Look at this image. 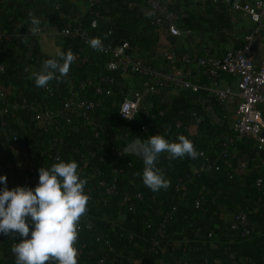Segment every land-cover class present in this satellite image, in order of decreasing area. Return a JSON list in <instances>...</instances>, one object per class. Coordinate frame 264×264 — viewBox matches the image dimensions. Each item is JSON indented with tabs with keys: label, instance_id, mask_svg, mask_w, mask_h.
<instances>
[{
	"label": "crops",
	"instance_id": "1",
	"mask_svg": "<svg viewBox=\"0 0 264 264\" xmlns=\"http://www.w3.org/2000/svg\"><path fill=\"white\" fill-rule=\"evenodd\" d=\"M105 1L108 14L95 22L90 17L88 0H61L60 5L51 0L35 7H26L21 0H0V33L4 36L0 41V62L7 67L6 72L0 73V91L14 96L29 91L34 95L26 81L33 66H43L46 59L54 58L67 49L73 52L75 60L70 66L69 77L58 79L61 93H65L81 74L87 72L85 76H91L89 70H83V62H79L80 56L84 55L79 43L67 42L56 33L62 27L95 26L106 37L109 35L115 44L124 42L130 18L137 17L140 21L135 24V30L140 36L153 34L146 29V18L153 12L145 0ZM160 2L167 10L183 9L177 25L190 29L191 34L177 37L169 32L166 25L157 26L155 47L140 48L139 43L126 41L129 52L173 78L157 89L154 103L164 109L167 116L182 120L186 126L182 135L188 132L199 146L213 153L222 150L225 137L230 140V153L222 163V169L200 177L189 156L173 160L166 158L169 154L162 153L155 167L169 182L175 175L184 181L176 193H167V189L153 192L144 185L142 176L128 171L123 157L126 153L137 155L140 144L133 142L142 140L135 133L131 121L119 116L118 106L124 97L146 84L139 75L118 73L119 84L114 96L97 113L94 128L101 131L99 139L86 131L78 139L60 134L57 142L50 133L42 135L39 124L29 115L15 111L10 116L4 115L0 108V175H6L13 188L27 185L30 167L48 168L57 163L52 153L59 149L62 161L77 162L80 176L85 180L98 164L111 168L113 173L122 174L130 184L141 180L139 186L146 189V203H140L136 211H128L122 203L113 201L107 207L86 206L87 211L80 218L92 222L90 230L95 231V236L104 232L112 240L114 248L107 255L105 264H127L130 261L136 264H181L184 260L193 264H264V194L255 185L257 178L264 176V154L253 151L250 140L238 138L231 131L239 77L224 74L220 78V87H229L233 92L227 101L228 118H224L220 104L212 101V93L202 86L208 81L203 69L196 64H184L180 59H167L164 55L168 50L179 55L188 52L201 55L208 50L215 57H222L239 45L254 23L248 16L231 13L213 0ZM33 16L41 22L40 31L35 35L29 31ZM111 30L113 33L109 34ZM258 53L264 57L263 43ZM179 79L190 80L198 88L186 89ZM208 105L212 107L210 111L206 110ZM48 107L58 112L59 102L49 103ZM191 107L194 110L189 112ZM168 136L171 134L165 138ZM77 148L84 158L77 154ZM200 195H206L208 200L201 208H196L195 201ZM173 203L179 205L178 219L172 225L167 241L153 252L149 250L148 238L157 223L158 211L171 207ZM242 208L247 209L250 220L257 226L256 233L248 238H243L234 228L235 213ZM13 237L0 235V264H14L7 248L8 240ZM80 257L78 252V259Z\"/></svg>",
	"mask_w": 264,
	"mask_h": 264
},
{
	"label": "built area",
	"instance_id": "2",
	"mask_svg": "<svg viewBox=\"0 0 264 264\" xmlns=\"http://www.w3.org/2000/svg\"><path fill=\"white\" fill-rule=\"evenodd\" d=\"M51 0H21L22 4L28 7H35L40 3H47ZM60 5L61 0H55ZM196 1V0H194ZM215 3L223 5L229 12L248 16L254 23L252 30L247 32L243 39L232 50L226 52L222 57H215L208 50L201 55L193 53L177 54L173 50L164 52L167 59H180L187 65H198L203 69L207 82L202 86L212 93V101H217L224 111V118H228L227 101L233 94L229 87H220V78L224 74H231L239 77L238 92L236 94V107L231 116V131L238 138L251 141L253 151L264 154V57L259 56V46L264 44V0H213ZM90 11L98 20L104 18L102 9L103 0H88ZM146 6L153 12L154 26L168 27L169 32L177 37L188 36L190 29H182L177 25V21L183 14V9H165L160 0H145ZM65 41L90 45L89 41L99 38L102 49L99 53L107 54L106 68L108 73L99 76L95 82L91 76L76 78L69 85L65 93H61L58 87V79L49 81L46 87H37L34 82L33 73L40 71L42 66H33L32 72L26 81L30 89L34 91L23 92L19 96H14L6 91H0V108L4 115H11L13 111L29 115L35 123L39 124V132L42 135L52 134L56 141L60 134H68L73 139H78L84 132H92L94 138L99 139L101 131L94 128L97 121V113L102 110L108 100H110L119 84L118 73H130L143 77L146 86L137 88L132 93L124 97L118 106L119 116L126 121H133L138 116L144 117L141 130L145 134H163L166 129L168 140L172 141L183 131L186 126L181 119L174 116L171 129L160 125L159 118L165 115V111L154 103V95L157 89L165 82L172 80L166 72L158 70L152 63L135 56L129 52V43L117 42L115 44L105 43L102 37L95 31H91L84 26L62 27L56 30ZM113 33V30L110 31ZM0 33V41L3 40ZM67 49L64 53L69 51ZM90 59L88 54L80 56L82 63ZM6 64L0 62V73L6 72ZM71 74V70L67 74ZM186 89H197L198 85L186 79H179ZM93 84V85H92ZM93 86V93L89 94L88 89ZM40 97L39 99H37ZM42 97V98H41ZM59 102V111L48 107L49 103ZM211 105L206 107L211 110ZM193 115H197L193 112ZM171 130V131H170ZM188 138L194 146L195 157L190 159L197 166L198 176L203 177L213 171L222 169V160L230 153V140L225 137L222 143V150L213 153L211 150L199 146L195 138L186 132ZM62 152L54 149L52 156L55 162L62 161ZM77 154L84 158V154L77 148ZM39 168L31 166L29 169V180L36 186L39 181ZM124 176L114 173L111 177L100 168L95 167L91 175L86 179L84 191L88 196L87 206L102 205L109 206L113 201L122 203L128 211H136L137 204L144 199L143 193L134 185L123 189ZM183 179L179 178L176 190L180 191ZM256 188L264 194V176H259L256 180ZM206 195H200L196 201V208H201L207 202ZM159 220L148 240L151 249H157L163 241L169 237V230L178 219L179 205L171 204L169 208H162L158 211ZM93 224L87 218L79 221L78 231L85 228H92ZM256 224L250 220L246 208L239 209L235 213V231L242 237L248 238L256 233ZM108 250H113L112 240L104 233L99 232L96 236ZM19 242V238L14 237L9 246L10 255L14 256L11 249ZM15 257V256H14ZM107 257L103 256L99 264H105ZM51 264V262H47ZM127 264H136L130 261ZM181 264H193L189 260L182 261Z\"/></svg>",
	"mask_w": 264,
	"mask_h": 264
},
{
	"label": "clouds",
	"instance_id": "3",
	"mask_svg": "<svg viewBox=\"0 0 264 264\" xmlns=\"http://www.w3.org/2000/svg\"><path fill=\"white\" fill-rule=\"evenodd\" d=\"M40 20L33 16L29 31H40ZM93 49H102L99 38L89 41ZM75 60L71 50L46 59L42 69L34 72L37 87H46L49 81L67 76ZM139 143L138 156H142V181L151 191L167 189L170 182L155 167L162 153L167 159L195 157L193 143L184 135L176 141L165 136L151 135ZM132 144V145H133ZM131 146V145H130ZM129 146V147H130ZM128 147V148H129ZM39 181L33 187L16 186L9 189L7 176L0 175V235L19 238L11 251L15 264H79L78 227L81 216L87 211L88 196L84 188L87 181L81 178L76 161H59L50 167L39 168ZM141 175V173H137Z\"/></svg>",
	"mask_w": 264,
	"mask_h": 264
},
{
	"label": "trees",
	"instance_id": "4",
	"mask_svg": "<svg viewBox=\"0 0 264 264\" xmlns=\"http://www.w3.org/2000/svg\"><path fill=\"white\" fill-rule=\"evenodd\" d=\"M103 1H104V7L102 9V12H103V15L105 17V14H108L107 13L108 6H106V1L105 0H103ZM21 4H22V2H21ZM22 5H24V4H22ZM24 6H26V5H24ZM26 7H28V6H26ZM151 15L152 16H149V17L146 18L145 22L147 23V26H148V27L146 26V29H149L153 33L152 35L149 34V35H145L144 37H141L140 34L135 30V24H138L140 19L137 18V17L136 18H132L131 17L130 18V23L131 24L128 26L127 30L125 31V37L123 38V40L124 41H133L135 43L137 42V43H139V47L140 48L149 49V48L155 47L157 45L156 41L158 39V35H157V32H156V27L157 26H154L152 24V21L154 19V14L152 13ZM90 17L92 18V20L97 22L98 19L94 16V14L91 11H90ZM86 27L88 29H90L91 31L97 32L102 37V39H103V41L105 43L113 44L110 41L111 39H110L109 35L106 37L105 35H103L102 32L99 31L100 28H96L95 26H86ZM106 32H108V29H106ZM109 34H112V33H110V31H109ZM79 45L83 48L84 54H88L90 56L89 60L84 61L82 63L83 64L82 65L83 70H85V71L89 70L90 71L89 74H91V77L93 78V81L95 82V80L99 76L108 73V70L106 68V60H105L107 54L99 53L97 51V49H93L90 45H84V44H79ZM86 74H87V72H85V75ZM81 75H83L84 77H87L84 74H81ZM80 76H79V78H80ZM92 85L88 89V93L89 94L93 93V89L94 88H93ZM193 110L194 109L191 107L189 109V112H191ZM173 117L174 116H172V115H171V117H169L166 114L164 116L160 117L159 118L160 125H162L163 127L167 128V129H170L171 126H172ZM144 121H145L144 117L142 115H140L135 120L131 121L130 124L133 125L135 133L138 134V136L141 138V140L142 141L144 140L146 142L147 139L151 135H155V134H154V132H151V134H145V133L142 132L141 126L144 123ZM161 135L166 136V129L163 132V134H161ZM9 157H10V155H9ZM123 160H124V162L126 164V167H127L128 171H131V172H133L135 174L141 173V175H139V176H142L143 167H144L142 158H140L139 156L134 155V154H127L126 153L124 155V157H123ZM224 161H226V158L222 160V163ZM96 167H100L106 173V175L109 176V177L114 175V173L111 171V168H107L106 166H104L102 164H98ZM27 174H28L29 184H27V185L20 184V185H17V186H26V187H33L34 188L35 186L29 180V171H27ZM1 175H3V174H1ZM179 178L180 177H178L176 175L173 178H171L170 186L166 190L167 193L168 192L176 193L175 192V191H177L176 190V185L178 184ZM128 181L125 178L124 184L121 185V187L123 189H125L127 187H130L131 185H134L135 188L139 189L144 195V199L142 201H140L137 204V206L140 203L141 204H145L146 203V189L145 188H141L139 186L141 180H139L137 183H134V184H130ZM7 186H8L9 189L13 188L11 183L8 180H7ZM0 187H3V185H0ZM136 209H137V207H136ZM157 217H158V220H159V215ZM158 220H157V222H158ZM170 229H171V227H170ZM169 232H170V230H169ZM243 238H245V237H243ZM167 239L165 241H167ZM11 241L8 240L7 248H9ZM165 241H163V243ZM148 245H149V250H151L153 252L156 251L154 249L153 250L151 249L149 240H148ZM76 246H77L79 252L81 253V257L78 259L79 264H97L98 261L103 256L107 257V255H109V252L112 251V250H108L101 241L97 240V238L95 236V231H92V230H90V228H85V227H82V229H80L78 231V240L76 242ZM12 258H13L14 264H15V257L12 256Z\"/></svg>",
	"mask_w": 264,
	"mask_h": 264
},
{
	"label": "water",
	"instance_id": "5",
	"mask_svg": "<svg viewBox=\"0 0 264 264\" xmlns=\"http://www.w3.org/2000/svg\"><path fill=\"white\" fill-rule=\"evenodd\" d=\"M263 135H264V131H263Z\"/></svg>",
	"mask_w": 264,
	"mask_h": 264
}]
</instances>
